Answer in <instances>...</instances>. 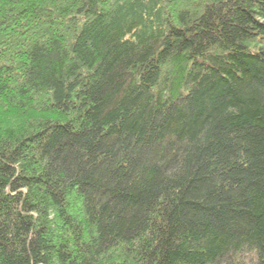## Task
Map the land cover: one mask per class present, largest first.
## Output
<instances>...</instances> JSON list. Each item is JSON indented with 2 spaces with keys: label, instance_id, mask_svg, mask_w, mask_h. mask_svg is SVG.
<instances>
[{
  "label": "trees",
  "instance_id": "16d2710c",
  "mask_svg": "<svg viewBox=\"0 0 264 264\" xmlns=\"http://www.w3.org/2000/svg\"><path fill=\"white\" fill-rule=\"evenodd\" d=\"M0 264H264V0H0Z\"/></svg>",
  "mask_w": 264,
  "mask_h": 264
}]
</instances>
